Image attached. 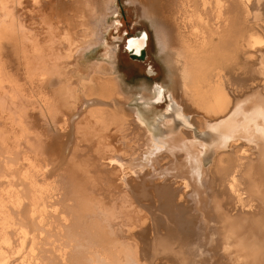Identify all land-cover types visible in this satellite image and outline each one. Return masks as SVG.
Returning a JSON list of instances; mask_svg holds the SVG:
<instances>
[{
  "label": "bare ground",
  "instance_id": "bare-ground-1",
  "mask_svg": "<svg viewBox=\"0 0 264 264\" xmlns=\"http://www.w3.org/2000/svg\"><path fill=\"white\" fill-rule=\"evenodd\" d=\"M130 1L168 85L141 95L205 135L88 61L114 0H0V264H264V0Z\"/></svg>",
  "mask_w": 264,
  "mask_h": 264
},
{
  "label": "rangeland",
  "instance_id": "rangeland-1",
  "mask_svg": "<svg viewBox=\"0 0 264 264\" xmlns=\"http://www.w3.org/2000/svg\"><path fill=\"white\" fill-rule=\"evenodd\" d=\"M114 5L117 8V13L107 20L108 23H105L109 25L105 32V42L87 53L88 61H102L109 65H114L115 75H117L120 81L123 94L125 96H130L129 104L131 106H136L142 110V112H147V124L149 127L152 128L153 125L157 124V118L161 120L168 119L176 128H182L184 131L192 132L197 135H205L204 132H197L196 129L191 128L187 122H180L178 117L180 108L170 99L168 92H164V96L159 102H155L153 100L154 97L152 100H148L141 95L140 92L143 90L150 92L159 85L168 88L166 73L163 69L164 64L159 59L153 31L143 15L140 3L138 1L131 2L130 0H114ZM143 31L146 32V36L145 42L141 47V49L143 48L141 55L134 56L132 53L136 54V52L133 49V51L130 50V45L126 49L125 42L131 40L133 37H138V34ZM110 45L115 47L116 52L113 62L105 55ZM6 49V55H10L9 49ZM11 57L12 56H10V58ZM253 57L252 55V58ZM153 105L155 106L153 107ZM185 116L190 117V115ZM188 117L187 119L189 120ZM247 148L250 151V147ZM211 151L212 149H210L209 155L203 158L205 166L211 163V158L213 156ZM250 152H252V155L249 156V158L255 160L257 158V153L254 151ZM248 155L249 153L246 154V156Z\"/></svg>",
  "mask_w": 264,
  "mask_h": 264
}]
</instances>
